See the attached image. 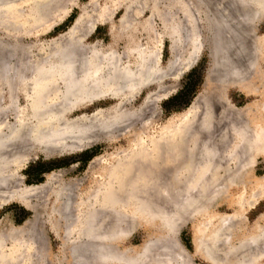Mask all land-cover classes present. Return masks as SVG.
<instances>
[{"label": "bare ground", "instance_id": "1", "mask_svg": "<svg viewBox=\"0 0 264 264\" xmlns=\"http://www.w3.org/2000/svg\"><path fill=\"white\" fill-rule=\"evenodd\" d=\"M49 1L48 3H51ZM18 2L20 1L0 0L1 22L3 17H6L3 10L7 12L12 5L15 6ZM175 6L187 25L186 33L188 34L187 37H190L188 44L190 51L185 60L177 57V50L181 47H179L178 41L180 34L178 35V30H176L178 26L175 24L176 27L172 33L174 40L172 53L176 56V60H172V65L167 68L161 66L159 53L156 50L144 48V46L142 48L140 46L135 47L132 51L125 53L129 54L127 57L121 55L118 57L115 52L102 51L98 48H92L87 56H84L82 50L80 52L84 57L78 56L79 53L78 55L75 53L82 49L79 42L81 38L74 39L71 43L67 42L55 51L48 53L47 57L40 62L35 61L36 63L29 65L25 60L23 62L26 63L20 64L19 62L18 67L16 65L15 67L13 65L12 67L10 65L0 67V96L3 87H6L9 91L10 105L15 111L12 124L0 117V209L12 203H19L25 208L35 211L33 200L40 195H37V192L44 186L24 187L20 176L22 165L27 162L30 155L41 152L49 157L53 149H56L54 145H57V141L62 140L64 142L69 138L72 140L75 138L73 135L78 139L77 142L74 141L76 142L75 145L74 142L70 146L58 142L59 145L57 146L60 147L58 149L68 150L69 153L79 151L81 147L98 141L100 136L105 137V139L112 137L117 128L126 132V128L122 129V125L125 122L127 124V121L130 124V119L138 116L137 111L124 108V105L133 96L152 85L159 86L160 92H162L161 84L166 77L177 81L184 72L195 64L198 58V50H200L197 42L200 34L199 28L197 30L198 22L205 18L212 23H209L212 26V32L214 30L219 36L223 35L225 30L224 34L227 31L229 34V31L235 29L234 26L237 24L238 34L231 31L235 37L232 36V38L235 40L230 39L231 36H227L233 42H229L228 39V42L231 43L229 46V43L223 41L225 39L221 40L220 43L217 41V49L214 48L207 79L208 83L212 81L216 88L213 89L214 91L212 90L209 99L207 101L203 99L206 101L204 102L197 98L184 112L172 116L170 118L171 126L166 128L165 125L162 126L158 132V138L161 141L171 140L175 146H187L191 157L189 164L186 163L188 167L185 168L186 164L183 166L185 170L182 169V177L187 175L186 178L191 183L194 180H197V183L201 181L210 183L214 177L218 178L219 182L224 178L227 180L235 172L245 173L246 170L255 166L258 158H264V73L258 64L264 62V34L260 37L255 34L257 25L264 19V0H200L198 3L181 1ZM78 21H81V16L76 23ZM251 75H256L258 79H256L257 81L254 79L252 86L248 83ZM230 87H236L246 95H259L262 99L256 102L253 110L251 105L247 107L235 106L228 96V88ZM174 91L172 89L170 91L165 90L162 98H166ZM17 94H20L24 99L25 105L22 108L17 107L15 101ZM107 97L119 100L116 107L97 110L90 116H82L81 120H67L66 116L69 114L86 107L95 100ZM155 97H157L156 94L150 93L147 102H151V99ZM3 109L0 107V115H3L1 114ZM144 122L148 123L149 118L144 119ZM129 124L127 130L132 125ZM96 129L100 130L98 132L101 135L97 136ZM95 132L96 135H94ZM163 151V147L160 146L158 149L155 147L140 160L141 162L135 158L134 153L129 149H121L117 152L118 154L110 157L97 156L91 161V168L96 165H103L102 181H100L99 187L95 186L98 188L97 195L91 202L84 205L83 202L85 201L78 199L77 204H74L81 209H78L76 216L74 214L76 218L79 216L80 224L78 223L77 227L73 226L75 228H71V223L64 225V228H61L63 225H60L61 229L51 228V231L60 240L62 247L66 246L69 249L70 260L68 264H192L191 261L185 259L187 257L184 254L187 253L178 249L179 244L176 246V241L172 239L178 232L174 229V218L179 217L177 213L180 212L179 210L182 211L181 206L170 210L168 214H164L162 206L158 208L159 222L163 227L164 236L156 237V241L154 238L150 239L137 250L138 252L134 253L131 249L118 251L110 243L129 235L131 229L129 228L127 231L125 226L131 222L133 204L134 206L140 205V200L144 194L151 195L150 192L156 189L158 182H161L158 191L161 197H164L165 188L163 189L164 186L161 185L162 180L170 175L171 170L163 164ZM175 170L172 171L174 175ZM99 172L101 173V170ZM146 172H149L151 180L140 187L139 193L141 195L136 197L130 181L133 177L136 178L135 175L139 178L145 174L147 176L148 173ZM185 172L186 174L183 176ZM55 176L58 175L55 174ZM259 182V185H253L254 187L248 194L247 207H253L264 199V180ZM192 184L194 185V183ZM120 185L123 186L121 189ZM197 185L195 187L190 186V189L186 188V192L191 191V194L199 192ZM225 186V182L217 183L215 189L219 192ZM199 187L201 189V186ZM61 188L63 186L55 185V187L51 186L50 189L55 195V199L63 200L60 210L64 208V211L61 213L60 210L56 209L54 212L67 220L69 216L66 217L67 211L68 209L70 211L71 207L68 208L67 198L64 196L65 191ZM102 192L103 194H101ZM189 192L187 195L191 196ZM213 192L212 186L208 184L204 191L208 202L212 201ZM188 196L186 203H183L186 205L185 208L189 205V200H192ZM243 196L244 191L239 198ZM43 197L41 195L40 198L43 199ZM202 203L199 205L202 206ZM83 205L84 208H82ZM138 209L141 208L138 207ZM193 210H191L192 213L196 212ZM197 212H200L198 208ZM216 219L218 221L216 224L212 220L211 222L208 221L213 229L211 231L209 229L208 234L205 235L204 233L198 237V240L201 241L202 236H204L205 241L194 242L195 248L198 255H204L203 252H206L205 257L208 259H203L208 263L227 264V259L223 261V258L220 260L218 257L221 262L215 259L217 258L215 257L217 253L215 249L217 248L214 249V246L216 247L217 242L220 241L218 239L221 237L220 235H222L223 242H226L232 240L234 234L225 231L231 228L229 225L226 226L227 217ZM231 221L228 222L231 223ZM254 226L252 231L245 232L244 237L239 239L238 247L232 246V252L234 250L239 252V264H264V213L259 216V221ZM9 227V231L4 234L3 230H0V264H44L46 262L44 259L47 256L45 255V258L43 255L39 256L38 250V246L40 249L39 244L46 242L43 232L41 230L38 232L32 227V232L24 226ZM9 240L12 242L13 248L18 247V250L5 248ZM159 240L165 244L156 245ZM38 242L40 243L38 244ZM24 243L31 245L30 250H21ZM60 263L54 262V264Z\"/></svg>", "mask_w": 264, "mask_h": 264}, {"label": "rangeland", "instance_id": "2", "mask_svg": "<svg viewBox=\"0 0 264 264\" xmlns=\"http://www.w3.org/2000/svg\"><path fill=\"white\" fill-rule=\"evenodd\" d=\"M19 1L20 2H18L15 6L12 5L7 12H4L3 10L4 16L10 17L9 19H7L8 17H3V23L0 19V67H6V65H10L11 67L12 65L14 67L16 65V67H18L21 63L24 64L28 62L30 65L31 63H36L35 61L40 62L47 57L48 53L55 51L60 46L67 44V42L71 43L72 40L81 38L79 42L81 43L80 46L82 49L77 50L75 53L77 55L79 53L78 56L82 55V52H84V56H87L92 48H98L102 51L109 50L112 51V53L115 52L118 57H120V55L122 57H127L129 54L125 53L132 51L135 47L140 46L142 48L144 46V48H152L156 50L157 53H159L161 66L167 68L172 65V60H176V56L172 53V50L174 49V47L172 48L174 41L172 33L173 30H175L176 25L178 26V29L176 28V30H178V35L180 34L178 37L179 47H181L177 50L179 53V55L178 53L176 54L177 57L181 60H185L188 56V52L190 51L188 45L190 43V37H187L188 34L186 33L187 25L182 20V15L180 11L177 10L175 5L181 1L198 3L200 0ZM48 1L51 3H48ZM80 16L81 21L76 23ZM207 21L209 20L205 18L199 20L198 22L197 30L199 28L200 34L197 42L199 43L200 50H198V58L195 64L188 71L184 72L180 76L179 80L175 81L170 77H166L161 84L163 90L164 88L169 91L172 89L175 90L174 93L166 98H162V94L165 93V90H162V93L160 92L161 88L159 86L156 87L155 85H152L139 91L136 96H133L132 99L124 105V108H128L130 111H137L139 116L130 119V124L132 125H130L128 121L127 124L125 122L126 127L125 124L122 125V129L126 128V132L117 128L112 134V137L105 139V137L100 136L98 137V141L93 142L88 146L81 147L79 151L70 153L68 150L58 149L60 148L57 146L59 145L58 142H63L60 140L56 142L57 145H54V148L56 149H53L49 157H46L41 152H36L35 154L30 155L32 157L29 156L27 162L22 165L20 170V176L23 183L22 186H44V190L40 188L37 192V195H40L35 197L33 200V205L36 208L35 211L29 210L19 203H12L0 209V230H3V234L6 233V231H9V226H11V228H13L12 226H24L27 230H31V232L32 229H35L38 232L41 230L46 237V242H41V244L38 242L40 249L39 246H37L40 252L39 256L43 255V258H45V255L47 256L46 259H44V262L46 260L44 264H54V262L68 264L70 260V256L68 254L69 249L66 246L62 247L60 240L54 235L51 228L61 229L64 228V225H68V223L72 224V226L70 225L71 228H75L77 227L76 225L80 224L78 220L79 216H77V218L75 217L78 214V209H80V207L78 208V205L74 204H77L78 199L84 200V205L91 202V200L97 195L98 188L96 187H99L100 181H102L101 174L103 172V165H96L91 168V161L97 156L105 155L106 157H110L112 155H116L121 149H129L134 153L135 158L140 161L155 147L158 149L161 146L164 149L162 152L164 153L162 154L163 164L165 167L170 168L172 173L162 180L161 185L164 186L163 189L165 188L164 197H161L158 191V186L161 183L158 182L159 184L156 185V189L150 192L151 195L148 193L146 195L144 194L140 200V205L138 204V206H134L133 204L131 222L129 225L127 224V226H125V230L128 231L129 228L131 229L129 235L123 239L110 243L118 251L131 249L134 253L138 252L137 250L145 245L150 239L154 238L156 241V237L164 236L162 230L163 227L159 222L160 213L158 212V208L162 206L164 214H168L170 210L181 206L182 211L179 210L180 214H176L179 217L174 218V229L176 231L178 230V232H176L172 239L176 241V246L179 244V246H177L178 249H180L183 253H187L184 254L185 257H187L185 259L189 262L191 261L192 264H211L205 260L208 259L205 257L206 252H203L204 255L197 254L194 242L198 241L201 243L202 240L203 242L205 241L204 236H202L203 238L201 241L198 240V237L204 233L205 235L208 234L213 229L210 223L211 220L216 224L218 222L216 218L227 217L226 226L229 225L231 228L230 230L228 228L225 231L233 233L234 237H232V240H228L229 242H223V239L221 238L222 235H220L221 237L218 238L220 241L217 239L218 242L216 247L214 246V249L217 248L215 249V252H217L221 257L216 253L215 257L217 258L215 259L220 261L223 258V261H226L227 259V264H239V252H236V250L232 252V246H235V248L239 246V239L244 237L245 232L253 230L255 227L254 225L259 221V216L264 213V199L260 200L253 207H247L246 205V201L249 197L248 194L254 187L253 185H259V181L264 180V158H258L255 166L246 170L243 174L235 172L236 174L234 173L235 175L233 174L230 178H228L229 180L224 178L226 181L221 179L219 182V179L214 177L210 180V183H206V181L197 183V180H194L192 182L194 183L193 185L190 180L186 178L187 175L184 176L186 172L183 174L184 177H182V169H184L183 166L186 163L189 164L188 162L191 157V153L189 154L190 151L187 149V146H175L171 140L161 141L159 140L160 138H158V132L162 126L165 125V128L171 126L170 118H172V116L184 112L197 98L201 99V101H207L216 88L212 81L208 83L207 80L212 64L211 58H213L214 48H216L218 43H220L223 39H225L223 40L225 43H233L232 40L235 37L231 31L236 33L238 24L234 26L236 30L231 29L229 34L227 33L228 31L224 34L225 30L222 33L223 35L219 36V34H216L214 30L212 32V26L209 24L211 22ZM255 32V34L259 37L264 34V19L257 25ZM228 35L231 36L229 38L232 40L227 37ZM232 36L234 38H232ZM228 39L230 40L229 42ZM231 43H229L228 46ZM25 60L26 62H23ZM258 64L260 70L264 73V62H260ZM254 79L257 81V76L251 75L248 82L249 85H253L252 83L254 82ZM150 93H152V95L156 94L157 97L151 99V102H147ZM228 93L230 100L233 104H235V106L247 107L251 105L252 110L255 107L256 102L261 101L262 99L259 95H246L236 87L228 88ZM15 101L18 108H22L25 105L24 99L20 94L16 95ZM117 103H119V100L111 97L95 100L89 103L86 107L69 114L66 118L71 121L75 119L81 120L82 116H90L97 110L112 109L113 107H116ZM0 107H3V110L6 112L2 111L1 114L3 115H0V117L7 120V123L12 124L15 118V111H13L12 106L10 105L9 91L6 87H3L2 94L0 96ZM146 118H149L148 123L144 122V119L146 120ZM128 124L130 125V128L128 127L129 131L127 130ZM95 131H97V136L101 135V133L99 134V129H96ZM94 135H96V132ZM73 137L75 138L72 140L69 138L62 144H65L66 146L75 145L77 142L76 140L78 139L75 135H73ZM77 145L78 143L76 146ZM187 164L185 168L188 167ZM172 165H175L176 167L174 166L173 168ZM99 170H101V173ZM174 170L176 172H180L181 170V173L175 172L174 175V172H172ZM53 173L60 177L55 176ZM146 173H148L147 176L145 174V176L143 175L139 178L135 175L136 178L133 177L130 181L136 197L141 195L139 193L140 187L151 180L149 172ZM49 175H53L54 177ZM52 179L56 182L54 183ZM50 180H52L53 183ZM224 182L226 183L225 188L222 189V191L220 189L219 192H217L215 189L217 187V183L222 184ZM208 184L212 186V191L214 190V196L211 199V202H208L207 197L204 195L205 188H207ZM55 185L63 186L61 189L66 192H64V196L67 198L66 202H68V208L71 207L70 211L69 209L67 211L66 217L69 215L67 220H65V218L61 215L59 216V214H56L57 212H54L56 209L59 211L62 208L61 205L63 204L61 203L63 200L61 199V201L60 199H55V195H53L50 190L51 186L55 187ZM196 185L199 192H194L192 195L190 193L191 191H188L189 194H191V196H189L192 200H189V205L185 208L186 205H183V203L186 201L188 196L186 188L190 189V186L195 187ZM199 186H201L202 190ZM122 187L120 185V189ZM242 191H244V196L239 198ZM72 193L75 194V197ZM101 194H103V192ZM41 195L42 197L44 196L43 199L40 198ZM69 198L70 200H68ZM201 203L202 206L199 205ZM84 205L82 208L85 207ZM138 207L141 209H138ZM197 208L200 212H197ZM191 210L196 211L197 214L196 212H193V215ZM60 211L62 213L64 208ZM68 212H70L71 216ZM191 215L192 217H190ZM123 216L125 217V215ZM228 216L232 218V221ZM228 221H231V223ZM60 225H63V227ZM156 243V245L165 244V242L161 240H159V243ZM229 244L230 246H228ZM30 247L31 245L24 243L21 250L27 249L25 251H28L30 250ZM5 248H13L10 240L7 242ZM14 248L17 249L18 247ZM24 259L28 260L27 258ZM49 261H51V263H48Z\"/></svg>", "mask_w": 264, "mask_h": 264}]
</instances>
